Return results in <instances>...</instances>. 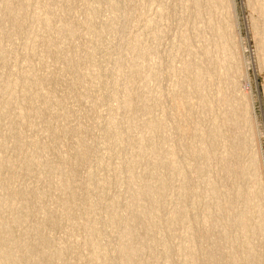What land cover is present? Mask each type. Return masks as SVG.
I'll use <instances>...</instances> for the list:
<instances>
[{
	"label": "bare ground",
	"instance_id": "bare-ground-1",
	"mask_svg": "<svg viewBox=\"0 0 264 264\" xmlns=\"http://www.w3.org/2000/svg\"><path fill=\"white\" fill-rule=\"evenodd\" d=\"M237 3L0 0V264H264Z\"/></svg>",
	"mask_w": 264,
	"mask_h": 264
},
{
	"label": "rangeland",
	"instance_id": "rangeland-1",
	"mask_svg": "<svg viewBox=\"0 0 264 264\" xmlns=\"http://www.w3.org/2000/svg\"><path fill=\"white\" fill-rule=\"evenodd\" d=\"M238 9L240 11L241 18V31L243 36V41L245 44V52L249 60V71L251 75V82L255 92V106L258 113V117L255 113V122L258 124V127L261 129L263 135V154H264V68L260 67L258 62L256 50V40L254 38V31L252 28V16L251 10L247 6V0H237ZM141 25L136 24L132 27V33L139 30ZM250 58V59H249ZM259 64V65H258ZM258 97V98H257ZM106 109L102 111V124L104 118L106 117ZM97 153V151L95 152ZM86 167L85 170L88 169Z\"/></svg>",
	"mask_w": 264,
	"mask_h": 264
}]
</instances>
